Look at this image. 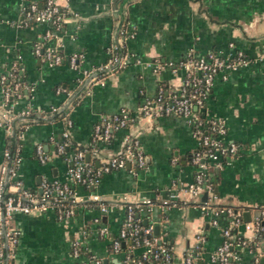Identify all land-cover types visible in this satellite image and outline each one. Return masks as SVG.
<instances>
[{
    "label": "crops",
    "instance_id": "crops-1",
    "mask_svg": "<svg viewBox=\"0 0 264 264\" xmlns=\"http://www.w3.org/2000/svg\"><path fill=\"white\" fill-rule=\"evenodd\" d=\"M57 1L71 14L55 28L46 23L16 25L22 8L31 2L41 5L42 0H0V74L18 63L19 74H23L28 87L15 109L27 104L43 109L57 107L64 95L55 90L65 87L76 97L73 106L64 110L71 120L70 152L95 147L101 157L117 155L129 137L139 142L146 164L135 173L129 171V166L106 173L94 188L71 183L78 196L99 195L109 206L105 214L87 204L76 205L63 221L51 211L15 214L13 224L20 231L16 263L74 264L70 241L80 236L87 252L101 259L102 264H120L123 254L112 252L111 239L123 221L124 205L148 198L156 204L150 211L138 210L136 217L160 226L161 239L173 251V260L168 264H182L184 255L198 244L200 231L204 240L194 264H217L210 255L222 242L227 219L220 216L217 226H213L211 213H202L195 204L208 201L213 206L241 211L242 222L234 231L246 238L254 236L249 223L253 207L264 204V0H121L119 5L116 0ZM122 17L134 32V37L126 40L129 64L102 83L85 88L78 82L79 73L66 62L50 66L34 55V44L47 35L44 47H56L65 56L80 52L84 55L83 68L96 66L105 60L106 48ZM189 51L197 55L241 51L247 60L226 77L217 75L205 101L204 114L224 123V140L235 143L238 153L222 161L220 168H208L212 190H203L196 198L181 190L196 173L191 157L198 148V139L191 125L181 117L149 119L137 113L144 99L153 97L159 87L170 91L180 86L184 71L177 64ZM155 62L163 68L155 71ZM123 108L132 115L128 126L115 131L108 141L93 142L92 130L99 119ZM64 129L63 119L57 117L22 133L19 177L26 188L38 189L42 177L67 180L66 163L53 154V144L48 142L50 135L59 138ZM36 143H43L50 154L45 164L35 159ZM4 145L0 128V164ZM175 191L180 193L178 205L160 206ZM95 218L99 223L94 222ZM101 224L107 227L108 238L99 236ZM254 247L264 264V239ZM233 251L236 264H252L249 248L235 246Z\"/></svg>",
    "mask_w": 264,
    "mask_h": 264
},
{
    "label": "built area",
    "instance_id": "built-area-1",
    "mask_svg": "<svg viewBox=\"0 0 264 264\" xmlns=\"http://www.w3.org/2000/svg\"><path fill=\"white\" fill-rule=\"evenodd\" d=\"M71 11L58 3L57 0H42L41 5L31 2L22 8L20 18L16 22L18 27H28L36 23H46L60 27ZM123 18V19H122ZM118 20L113 32L112 41L106 48L105 60L89 69L83 68L84 55L73 52L63 55L56 47H44L47 37L34 44V55L50 66L66 64L79 73L78 82L85 88L123 70L129 64L126 49V40L134 37L129 29L125 17ZM247 60L241 51L222 55L210 51L197 55L189 51L177 66L184 71L180 86L175 90L166 91L159 87L153 97H146L137 113L141 117L153 119L157 117H181L192 127L193 135L198 139V148L194 151L191 161L196 166L194 180L181 190L196 198L203 190L211 192L208 177V168H220L222 161L231 159L238 153V146L232 142H225L226 127L224 123L204 114V105L213 85L215 77L236 71L245 65ZM155 71L163 68V64L155 62ZM171 66V64L169 63ZM20 71L18 63H13L10 69L0 74V90L2 103L0 104V128L4 132L5 145L3 161L0 164V264H17L15 261L16 249L19 242L20 231L13 224L15 214H34L51 211L55 217L63 221L70 217L78 204L97 206L105 214L109 206L102 198L94 193L87 197L78 196L71 183L85 188H94L100 178L113 170L125 169L136 171L145 167L146 160L134 138L125 141L124 149L117 155L101 157L95 148H84L75 152L65 151L69 148V129L71 120L64 112L73 106L76 98L71 90L58 86L55 92L64 95L61 105L43 109L27 104L16 110L23 97L24 88H28L25 81L18 80ZM77 96V95H76ZM57 117L63 119L65 129L59 138L50 135L48 142L53 144V153L62 155L66 163V181L56 178L42 177L38 189H29L23 185L19 177V167L22 163V133L32 125L53 122ZM132 121V115L127 109H120L117 113L99 119L92 130L93 142L108 141L113 133L124 129ZM35 159L45 164L50 154L43 143L34 146ZM89 155V160L85 159ZM94 161L98 164L95 165ZM179 191L170 194L169 199L162 201V207H175L178 205ZM156 203L148 198L127 201L124 205V218L119 231L111 239V248L114 253H122L120 264H168L173 260V251L170 245L161 237L153 235V225H141L136 217L140 209L150 211ZM202 213H211V224L217 226L219 217L227 219V225L222 229V242L210 255V260L217 264H236L237 257L233 251L235 246L247 247L252 251V264H261L262 255L254 247L259 240L264 239V204L254 206L250 225L254 236L246 238L235 233V228L242 222V213L231 206H213L210 202L195 204ZM94 222L99 223L95 218ZM84 231L82 232V234ZM100 237L108 238V229L101 224L98 229ZM204 236L202 231L197 235L196 246L183 257L182 264H194L200 250ZM129 241V242H127ZM70 255L74 264H102L101 259L87 252L80 236L70 241Z\"/></svg>",
    "mask_w": 264,
    "mask_h": 264
},
{
    "label": "water",
    "instance_id": "water-1",
    "mask_svg": "<svg viewBox=\"0 0 264 264\" xmlns=\"http://www.w3.org/2000/svg\"><path fill=\"white\" fill-rule=\"evenodd\" d=\"M89 155H86V157H85V159L88 161L89 160ZM129 165L127 164V167H128ZM206 194H207V192L205 191L204 192V198H205V196H206ZM204 200H206V199H204ZM248 214L247 213H245L243 216H247ZM245 221H248L247 219L245 220ZM159 232H160V226L159 225H153V235L154 236H156V237H160V234H159Z\"/></svg>",
    "mask_w": 264,
    "mask_h": 264
},
{
    "label": "trees",
    "instance_id": "trees-1",
    "mask_svg": "<svg viewBox=\"0 0 264 264\" xmlns=\"http://www.w3.org/2000/svg\"><path fill=\"white\" fill-rule=\"evenodd\" d=\"M120 2H121V0H116L117 5H119ZM18 80H23V81H24V79H23V74H21V73L19 74V72H18ZM69 150H70V148L65 149V151H69ZM53 154H54V153H53ZM59 156L63 158L62 155H59ZM149 224H150L149 222L141 221V225H142V226H147V225H149ZM127 242H129V241H127Z\"/></svg>",
    "mask_w": 264,
    "mask_h": 264
}]
</instances>
